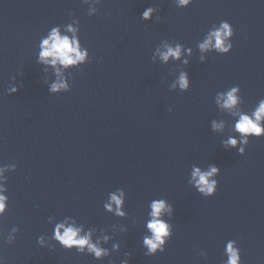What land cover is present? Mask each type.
Segmentation results:
<instances>
[{"label":"water","instance_id":"water-1","mask_svg":"<svg viewBox=\"0 0 264 264\" xmlns=\"http://www.w3.org/2000/svg\"><path fill=\"white\" fill-rule=\"evenodd\" d=\"M93 6L98 14L89 17ZM150 6L158 22L140 18ZM221 21L234 29L232 51L202 53L198 44ZM69 25L91 60L62 69L71 91L52 95L43 81L55 71L37 64L39 42L54 26L71 36ZM177 43L188 66L159 56L153 63L156 48ZM181 71L190 88L171 91ZM13 77L23 87L9 95ZM237 85L240 108L251 113L264 99V0H193L185 9L176 0H0V184L8 178L9 198L0 238L19 229L13 244L0 242L4 264H120L124 252L129 264H224L228 240L242 264H264V139H251L245 155L221 145L239 139L238 115L215 98ZM212 120L223 129L212 132ZM209 164L220 168L218 188L204 198L187 181L193 165ZM118 190L126 193L123 219L103 208ZM157 198L174 207L173 219L163 217L173 235L164 253L147 257L144 221ZM72 217L96 228L102 246L103 235L114 236L105 247L119 242L120 252L99 262L47 239Z\"/></svg>","mask_w":264,"mask_h":264},{"label":"clouds","instance_id":"clouds-1","mask_svg":"<svg viewBox=\"0 0 264 264\" xmlns=\"http://www.w3.org/2000/svg\"><path fill=\"white\" fill-rule=\"evenodd\" d=\"M90 3L91 0H85ZM101 0H96L100 4ZM193 3V0H176V7L185 9ZM99 9L95 6L87 12L89 17L98 14ZM70 15L74 13L69 12ZM156 17L157 22L160 20L158 9L155 7L146 8L142 14L143 21H152ZM78 29L68 26L67 32L71 33L62 34L59 26L50 28L46 36L42 37L39 42V53L36 59L37 64L42 66H50L55 71V80L51 83L44 79L43 83L47 85L48 92L52 95H59L71 91L70 81L65 79L62 69L79 70L81 66L90 62L91 58L87 48L82 46L80 36L77 35ZM234 37V29L227 21H221L219 25H214L208 32L206 38L202 43L198 44L200 51L214 52L218 55H227L233 49L232 38ZM163 51L159 48L155 49L152 55V61L155 63L156 56L165 64L170 59L174 61H181L183 65L188 66L187 59L181 60L182 45L177 43L175 47L164 45ZM190 56L191 49L187 50ZM200 62H204V57H200ZM43 72L46 67L42 68ZM13 84L8 88V94H16L20 88L23 87L21 83L19 87L15 84V77ZM180 92H187L190 88L189 75L186 71H181L179 78L171 85V91L177 90ZM215 102L219 109L226 110L230 115H238V119L234 121V131L239 134V139L235 136L229 137L221 141L223 148L228 151L235 149L239 155H245V149L249 145L251 139H264V99L258 101V105L251 113L244 112L240 105L243 99L240 93V87L233 86L226 92L218 93ZM171 111V109H169ZM224 127V123H216L215 120L211 121V131L218 132ZM239 145V146H238ZM7 168H0V177H3L4 171ZM16 171V164L13 165V172ZM220 174V168L215 164H209L206 170H201V167L193 165L189 174L188 184L196 190V192L204 197L211 198L216 195L218 188V180L216 179ZM216 177L212 179V177ZM8 178H5L4 184H0V216H5L8 211L9 198L7 195ZM126 193L124 190L110 194L109 201L103 203L105 212L113 215L119 219L127 216L125 209ZM170 214L174 218V207L168 202L166 198L153 199L148 204L147 219L144 221L145 234L142 236V247L145 249L144 255L147 257L155 256L157 253H164L167 242L172 238L173 226L168 219L163 218L165 214ZM96 228L90 227L87 231L84 226L77 225L75 218H65L63 222L55 224L52 230V235L47 239L55 242L66 251H75L80 255L91 256L94 260L102 262L111 257L113 252L119 253L121 250L119 242H112L111 249L105 247L109 241L114 240V236L103 235V246L101 245L100 238L94 239V232ZM19 232L18 228L12 229V234L7 235L6 238H0V242L13 244ZM127 232V228L123 226L120 233ZM46 237L41 235L37 239V244L41 248H45L44 241ZM124 259L120 264H129L131 253L124 252ZM224 255L226 260L224 264H242L241 251L237 245L236 240L226 241L224 247ZM200 256L207 259V253L201 251ZM0 264H4V260L0 257ZM109 264H112L109 259Z\"/></svg>","mask_w":264,"mask_h":264}]
</instances>
